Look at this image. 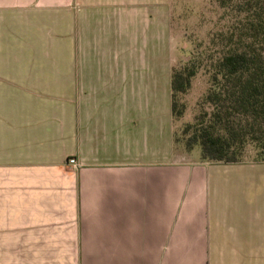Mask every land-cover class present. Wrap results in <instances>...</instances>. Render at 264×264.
Listing matches in <instances>:
<instances>
[{"label":"crops","instance_id":"0c3cea01","mask_svg":"<svg viewBox=\"0 0 264 264\" xmlns=\"http://www.w3.org/2000/svg\"><path fill=\"white\" fill-rule=\"evenodd\" d=\"M168 32V0H0V264H264V162L175 144Z\"/></svg>","mask_w":264,"mask_h":264},{"label":"trees","instance_id":"16d2710c","mask_svg":"<svg viewBox=\"0 0 264 264\" xmlns=\"http://www.w3.org/2000/svg\"><path fill=\"white\" fill-rule=\"evenodd\" d=\"M215 1L222 6L229 0ZM244 1L246 24L241 23L239 31H245L250 40L239 48L234 45L214 61V74L210 77V88L204 100L215 110L207 121L203 117L198 119L191 138L182 147L185 151H198L199 161L239 162L241 160L233 148L239 149L247 139L257 151L253 161L264 162V56L261 55V52L264 54V0ZM233 35L229 33L227 40ZM194 72L193 65L181 72L171 69L172 118L180 115L182 110L177 104L176 94L187 90ZM235 115L243 119L234 123Z\"/></svg>","mask_w":264,"mask_h":264},{"label":"rangeland","instance_id":"374dc122","mask_svg":"<svg viewBox=\"0 0 264 264\" xmlns=\"http://www.w3.org/2000/svg\"><path fill=\"white\" fill-rule=\"evenodd\" d=\"M243 9L244 0H229L222 6H218L215 0H168L170 36L161 49L173 61L171 69L175 72L191 65L195 69L187 90L176 94L177 104L182 107L181 114L172 118L177 146L186 145L198 119L203 117L207 121L215 110L204 100L210 88V77L214 74V61L234 45L239 48L250 40L245 31H239L240 24H246ZM229 33L234 35L227 40ZM236 42L239 43L236 45ZM261 55L264 56L263 52ZM235 116L234 123L243 119ZM233 152L241 161H253L257 153L254 144L247 139L239 149L233 148Z\"/></svg>","mask_w":264,"mask_h":264},{"label":"built area","instance_id":"2783aa9c","mask_svg":"<svg viewBox=\"0 0 264 264\" xmlns=\"http://www.w3.org/2000/svg\"><path fill=\"white\" fill-rule=\"evenodd\" d=\"M66 164L70 165L72 167L76 166V162H75V160L73 158H68L67 161H66Z\"/></svg>","mask_w":264,"mask_h":264}]
</instances>
